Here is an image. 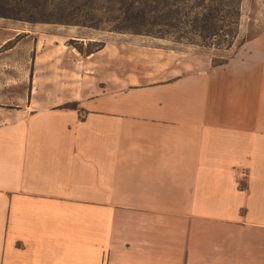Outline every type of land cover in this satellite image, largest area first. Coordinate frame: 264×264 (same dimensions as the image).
<instances>
[{
    "label": "crops",
    "instance_id": "obj_1",
    "mask_svg": "<svg viewBox=\"0 0 264 264\" xmlns=\"http://www.w3.org/2000/svg\"><path fill=\"white\" fill-rule=\"evenodd\" d=\"M134 43L67 64L76 110L0 115V264H264V31L218 65Z\"/></svg>",
    "mask_w": 264,
    "mask_h": 264
},
{
    "label": "rangeland",
    "instance_id": "obj_2",
    "mask_svg": "<svg viewBox=\"0 0 264 264\" xmlns=\"http://www.w3.org/2000/svg\"><path fill=\"white\" fill-rule=\"evenodd\" d=\"M64 7L67 14L72 10L70 24L29 23L0 18V90L5 89V95L0 96V115L5 113L16 119L30 103L39 104L38 101L41 102L42 98L50 102V96H32L30 93L34 87L51 89V83L62 90L58 96V101L63 103L58 107L59 110H73L63 108L68 105H77L78 108L79 102H67L69 98L75 99V96L68 94L66 90L69 86L67 80L70 79L67 76L68 63L76 72L78 83L74 87H82L85 83L90 86L96 81L91 78L96 74H84L87 72L86 67L82 68L83 63L90 56L87 52L94 51L96 54L108 44L124 45L128 41L135 42L134 46L155 42L158 45L175 47L177 42L170 37L182 36L174 31L166 34L164 39L144 32L135 34L136 29H133V32H117L114 29L121 27L123 16L118 4L108 0H70ZM46 10L49 14L55 13L52 7ZM157 31L159 29L153 32ZM263 31L264 0H242L239 31L230 47H226V43L221 46L212 45V42H205L197 35L189 34L187 37L194 39V44L184 41L176 48L190 54L212 55L214 64H221L232 58L247 42L256 39ZM16 34L19 36H15ZM8 35L14 36V40L2 44ZM197 42L200 45H197ZM16 44L15 50L10 51ZM99 48L101 49L97 51ZM52 74L56 77L53 80Z\"/></svg>",
    "mask_w": 264,
    "mask_h": 264
},
{
    "label": "trees",
    "instance_id": "obj_3",
    "mask_svg": "<svg viewBox=\"0 0 264 264\" xmlns=\"http://www.w3.org/2000/svg\"><path fill=\"white\" fill-rule=\"evenodd\" d=\"M69 1L0 0V18L29 23L70 24L72 10L67 14L64 7ZM108 1L116 2L123 16L121 27L114 29L117 32L136 29L135 34L144 32L150 36L156 35L164 39L165 36L167 37L166 34L174 31L182 35L178 38L170 37L177 43L187 41L192 45L194 39L187 36L195 34L205 42H212V45L221 46L226 43L225 46L230 47L239 31L242 0ZM51 7L55 11L53 14H49V11L46 10ZM156 29L159 31L154 33L153 31ZM200 43L203 44L202 41ZM197 45L200 44L197 42ZM94 53V51L87 52L88 55ZM225 62L223 61L221 64ZM76 106L69 107L68 105L63 108L76 110Z\"/></svg>",
    "mask_w": 264,
    "mask_h": 264
},
{
    "label": "built area",
    "instance_id": "obj_4",
    "mask_svg": "<svg viewBox=\"0 0 264 264\" xmlns=\"http://www.w3.org/2000/svg\"><path fill=\"white\" fill-rule=\"evenodd\" d=\"M241 176H242V178H243V177H246V174L243 173V174H241Z\"/></svg>",
    "mask_w": 264,
    "mask_h": 264
}]
</instances>
